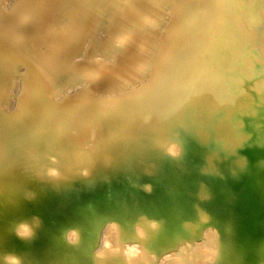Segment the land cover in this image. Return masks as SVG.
<instances>
[{
	"label": "bare ground",
	"instance_id": "obj_1",
	"mask_svg": "<svg viewBox=\"0 0 264 264\" xmlns=\"http://www.w3.org/2000/svg\"><path fill=\"white\" fill-rule=\"evenodd\" d=\"M9 2L0 254L264 264V0ZM33 215L25 245L9 226Z\"/></svg>",
	"mask_w": 264,
	"mask_h": 264
},
{
	"label": "clouds",
	"instance_id": "obj_2",
	"mask_svg": "<svg viewBox=\"0 0 264 264\" xmlns=\"http://www.w3.org/2000/svg\"><path fill=\"white\" fill-rule=\"evenodd\" d=\"M169 153L173 156L179 154L175 153L173 149H170ZM46 175L50 179H55L59 177L60 173L55 169L49 168L46 170ZM85 175H87V173H85ZM37 199V192L31 189L26 190L22 197V200L29 203H34ZM43 224V219L38 215H33L28 218H20L14 220L10 224L9 232L25 245H31L37 239L39 230L43 227ZM69 239L72 241L70 237ZM0 264H25V261L23 257L15 252H4L0 254Z\"/></svg>",
	"mask_w": 264,
	"mask_h": 264
},
{
	"label": "rangeland",
	"instance_id": "obj_3",
	"mask_svg": "<svg viewBox=\"0 0 264 264\" xmlns=\"http://www.w3.org/2000/svg\"><path fill=\"white\" fill-rule=\"evenodd\" d=\"M13 1H15V3H16V2L19 3V2L22 1V0H17V1H16V0H10V2L8 3V5L11 6V4H12ZM13 4H14V3H13ZM13 4H12L11 7L14 8L16 4H14V5H13ZM0 7H1V6H0ZM15 8H16V7H15ZM0 12H3V9H2V8L0 9ZM0 14H1V13H0ZM2 14H3V13H2ZM2 14H1V15H2ZM108 39H109V40H112V39H113V38H112L111 31H109L108 34H107V41H106V43H107V45H112L111 43L108 42Z\"/></svg>",
	"mask_w": 264,
	"mask_h": 264
}]
</instances>
